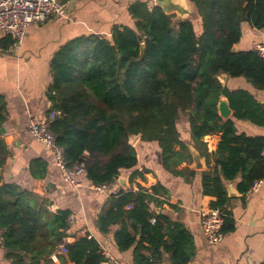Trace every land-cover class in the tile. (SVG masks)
Instances as JSON below:
<instances>
[{
    "label": "trees",
    "instance_id": "obj_1",
    "mask_svg": "<svg viewBox=\"0 0 264 264\" xmlns=\"http://www.w3.org/2000/svg\"><path fill=\"white\" fill-rule=\"evenodd\" d=\"M197 19L175 22L152 0H136L128 6L133 25L116 26L110 36L90 34L63 44L50 62L49 98L60 109L51 130L64 147L68 167L83 164L94 185L111 183L120 169H131L137 157L128 142L132 134L142 141H157L164 167L175 176L192 179L195 170L178 169L191 154L177 126L186 117L189 139L213 168L201 171L202 193L214 196L210 207L221 211L222 231L234 229L226 204L224 182L241 176L239 188L248 191L264 178V136L238 132L233 118L264 127V105L244 89L222 86L217 75L243 77L264 91V59L255 49L233 50L241 37V23L264 28V0H191ZM2 48L13 44L2 38ZM228 99L233 113L221 118L217 102ZM0 97V124L5 119ZM219 133L220 141L208 152L205 135ZM178 146V149L174 148ZM88 152L85 154L84 152ZM8 154L0 139V166ZM34 162L30 166L37 176ZM143 178L132 171L130 180ZM168 194L156 183L137 190L112 193L97 217L107 233L111 226L119 251L132 249V264H187L195 254L190 232L167 214L156 212L158 195ZM68 211L50 213L37 196L14 183L0 184L1 245L5 256L21 260L46 258L64 244L57 257L65 264H103L102 248L93 237L68 243ZM147 252V255H146Z\"/></svg>",
    "mask_w": 264,
    "mask_h": 264
},
{
    "label": "crops",
    "instance_id": "obj_2",
    "mask_svg": "<svg viewBox=\"0 0 264 264\" xmlns=\"http://www.w3.org/2000/svg\"><path fill=\"white\" fill-rule=\"evenodd\" d=\"M136 0H63L64 15H52L45 21L29 25L19 46L2 48L0 35V97L4 101L5 119L0 124V139L8 149L5 162L0 166V184L14 183L37 196L50 213L68 211V228L65 241L87 236L95 238L102 251H108L123 264H132V249L119 251L113 237L116 226L107 233L97 226V217L112 193L119 189L137 190L160 183L168 194L158 195L161 201L153 205L156 212L167 214L180 222L192 235L195 254L187 264H264V178L256 188L242 191L241 176L224 182L228 202L226 210L232 218L234 229L225 233L222 241L208 244L203 236L200 218L206 212L214 196L202 193L201 171L213 168L214 160L202 158L203 168L193 167L194 162L185 160L178 169L189 167L195 170L192 179L175 176L163 165L158 142L142 141L139 134L133 147L137 162L131 169H120L117 177L98 191L82 169L75 175L80 183L77 188L69 185L55 165L50 150L28 132L30 118H43L53 107L49 98L52 81L50 62L54 53L72 39L90 34L110 36L116 26L133 25L128 6ZM264 46V28L257 29L248 22L241 23V37L235 50L255 49ZM224 86L230 90H247L258 103L264 105V91L253 87L243 77L225 78ZM223 97V96H221ZM233 110H231V114ZM231 114L228 116L230 117ZM182 117V119H181ZM238 132L264 136V127L249 120L233 118ZM177 126L182 139L189 138L186 117L180 115ZM208 152L213 153L220 141L219 133L205 135ZM178 149V146L174 148ZM37 162V176L30 166ZM143 173V178L130 180L132 171ZM59 246V245H58ZM57 249V248H56ZM147 255V252H146ZM53 252L46 258L31 259L23 255L21 260L5 256L0 239V264H65ZM163 264H171L165 255Z\"/></svg>",
    "mask_w": 264,
    "mask_h": 264
},
{
    "label": "built area",
    "instance_id": "obj_3",
    "mask_svg": "<svg viewBox=\"0 0 264 264\" xmlns=\"http://www.w3.org/2000/svg\"><path fill=\"white\" fill-rule=\"evenodd\" d=\"M63 0H0V35H9L14 40L12 45L19 46L24 38L26 28L34 23L43 22L52 15H64ZM258 55L264 59V46L256 47ZM61 115L58 108L52 107L43 118H30L28 132L50 150L55 165L59 168L64 180L74 188L80 186L75 175L82 170L81 164L68 167L64 158L65 149L57 143V136L52 132L53 121ZM134 144V143H133ZM131 144V145H133ZM264 158V149L261 151ZM261 180L255 181L252 188H256ZM107 184L94 185L95 190H102ZM224 214L218 209L209 208L201 213L200 224L203 236L208 244H217L222 241L225 233L222 231ZM3 228H0V239ZM66 253L64 244H60L53 252L55 257ZM107 264H123L119 258L108 251H103Z\"/></svg>",
    "mask_w": 264,
    "mask_h": 264
},
{
    "label": "water",
    "instance_id": "obj_4",
    "mask_svg": "<svg viewBox=\"0 0 264 264\" xmlns=\"http://www.w3.org/2000/svg\"><path fill=\"white\" fill-rule=\"evenodd\" d=\"M153 2L155 5H158L166 14H172L173 20L175 22L183 21L187 18L197 19L198 17L196 7L191 0H154ZM233 50H235V48H233ZM226 76V73H219L217 75V79L222 86H224ZM217 110L223 119H226L231 114V108L228 99L225 96L219 98L217 102ZM137 136V134L130 135L128 142L133 144L137 139ZM183 140L191 154V162H194L193 167L197 169L203 168L204 164L200 161V159H205V157L200 155L199 151L193 146L189 138H185ZM84 153L88 154L87 151ZM81 166L83 167V164H81ZM115 177H117V175ZM103 264L107 263L104 262Z\"/></svg>",
    "mask_w": 264,
    "mask_h": 264
},
{
    "label": "rangeland",
    "instance_id": "obj_5",
    "mask_svg": "<svg viewBox=\"0 0 264 264\" xmlns=\"http://www.w3.org/2000/svg\"><path fill=\"white\" fill-rule=\"evenodd\" d=\"M152 1H154V0H152ZM154 3V2H153ZM181 119H182V117H181Z\"/></svg>",
    "mask_w": 264,
    "mask_h": 264
}]
</instances>
